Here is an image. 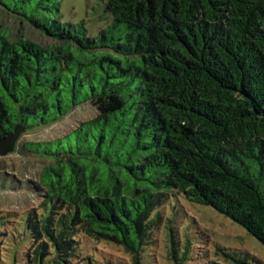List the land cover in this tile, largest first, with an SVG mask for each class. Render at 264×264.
<instances>
[{
	"label": "trees",
	"instance_id": "16d2710c",
	"mask_svg": "<svg viewBox=\"0 0 264 264\" xmlns=\"http://www.w3.org/2000/svg\"><path fill=\"white\" fill-rule=\"evenodd\" d=\"M102 2L93 34L61 20L60 0H0L50 40L0 28V138L98 110L20 145L48 163L44 202L25 212L30 242L11 264H75L88 238L143 264L160 227L184 264L190 241L161 214L171 197L214 207L264 244V0Z\"/></svg>",
	"mask_w": 264,
	"mask_h": 264
},
{
	"label": "rangeland",
	"instance_id": "374dc122",
	"mask_svg": "<svg viewBox=\"0 0 264 264\" xmlns=\"http://www.w3.org/2000/svg\"><path fill=\"white\" fill-rule=\"evenodd\" d=\"M60 9L63 22L85 21L93 34L97 33L104 15L102 0H60ZM0 28L10 31L13 38L24 32L37 42L50 41L1 9ZM97 113L93 104H83L50 126L22 132L14 150L0 155L1 260L11 264L15 258L17 261L21 259L30 242L25 212L39 208L45 198L39 175L48 161L25 152L20 145L64 136ZM161 214L165 220L171 221L176 240L183 243L188 238L190 241L188 259L184 264H242L239 261L264 264V244L212 206L171 197ZM166 232L168 234L165 227H160L155 233L154 240L143 252V264H174L168 253L170 245L166 241ZM80 249V257L73 260L75 264H132L130 254L116 243L95 242L88 238L83 240Z\"/></svg>",
	"mask_w": 264,
	"mask_h": 264
},
{
	"label": "water",
	"instance_id": "95a60500",
	"mask_svg": "<svg viewBox=\"0 0 264 264\" xmlns=\"http://www.w3.org/2000/svg\"><path fill=\"white\" fill-rule=\"evenodd\" d=\"M24 131L25 129L21 125H17L11 134L0 138V155H7L12 152L20 138L21 133Z\"/></svg>",
	"mask_w": 264,
	"mask_h": 264
}]
</instances>
